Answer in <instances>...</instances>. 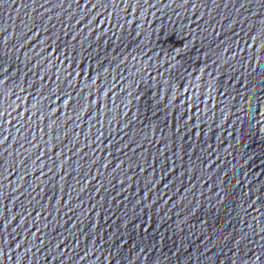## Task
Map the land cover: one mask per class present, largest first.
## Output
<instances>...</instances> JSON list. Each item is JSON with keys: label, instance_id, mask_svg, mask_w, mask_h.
Segmentation results:
<instances>
[{"label": "water", "instance_id": "95a60500", "mask_svg": "<svg viewBox=\"0 0 264 264\" xmlns=\"http://www.w3.org/2000/svg\"><path fill=\"white\" fill-rule=\"evenodd\" d=\"M0 264H264V0H0Z\"/></svg>", "mask_w": 264, "mask_h": 264}]
</instances>
